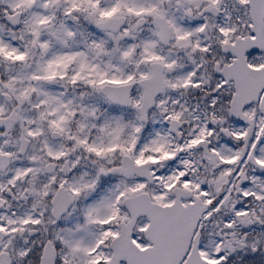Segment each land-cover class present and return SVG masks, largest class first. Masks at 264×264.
Listing matches in <instances>:
<instances>
[{
    "label": "snow or ice",
    "instance_id": "obj_1",
    "mask_svg": "<svg viewBox=\"0 0 264 264\" xmlns=\"http://www.w3.org/2000/svg\"><path fill=\"white\" fill-rule=\"evenodd\" d=\"M0 264H264V0H0Z\"/></svg>",
    "mask_w": 264,
    "mask_h": 264
}]
</instances>
